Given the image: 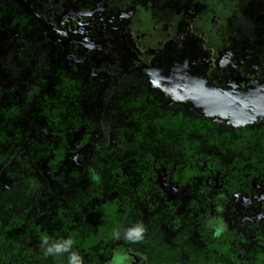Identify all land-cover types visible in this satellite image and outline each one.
<instances>
[{
    "label": "flooded vegetation",
    "instance_id": "af4514ba",
    "mask_svg": "<svg viewBox=\"0 0 264 264\" xmlns=\"http://www.w3.org/2000/svg\"><path fill=\"white\" fill-rule=\"evenodd\" d=\"M229 1L202 0L196 9L181 11L182 26L192 30L201 26L205 44L197 46V51L208 49L216 34H224L228 26L234 29L245 22L244 10L227 13ZM154 6L153 0L136 4L133 0H73L68 4L66 0H0V60L7 59L10 47L15 48L18 61L30 58L38 63L47 51L45 71L33 70L31 86L19 92L21 102L26 101L19 103L24 108L30 106L40 125L45 126L46 119L40 110L46 105L53 110L56 104L64 103L83 111L88 125L83 131V146L91 141L93 119L98 116L115 115L118 126L131 131L129 150L106 151L97 144L99 166L83 163V170L89 168L94 174L95 186L109 195L98 200L107 205V219L112 222L102 231L106 242L94 248L102 252L98 264H264L263 165L254 162L244 166L252 158L235 149L237 162L224 166L213 151L200 150L197 140L200 127L205 126L211 128L206 134L210 145L216 143L215 137L218 143L228 139L225 132H217L214 114L208 119L200 116V105L210 112L246 110L255 102L251 96L242 98L243 94L249 89L251 95L264 91V67L249 64L252 58L264 60L259 24L242 44L246 59L229 55L224 61L225 72H210L196 84L179 70L185 63L173 65L160 51L153 61L140 59L137 44L142 35L128 29L130 17L143 7ZM124 28L132 37L134 53L123 58L127 72L116 79L103 66L110 56L105 48L111 49V56L115 48L107 42L106 33H114L117 44ZM49 34L53 41L48 40ZM170 37L181 52L186 50V39L179 32ZM31 38L38 44L32 45ZM97 39L101 42L99 52L93 49ZM234 41L239 43L240 39L235 37ZM61 67L75 70L59 71ZM71 75L81 86L78 94L72 90L67 95V87L60 85ZM228 80H233V85L229 86ZM219 91L221 96L214 95ZM83 98L88 106H82ZM241 100L250 103L241 104ZM236 127L231 136L237 143L248 142L259 137L258 132L264 133V119ZM259 154L261 157L253 158H264V151ZM90 186L94 185L86 180V189ZM83 206L87 210V204Z\"/></svg>",
    "mask_w": 264,
    "mask_h": 264
},
{
    "label": "rangeland",
    "instance_id": "374dc122",
    "mask_svg": "<svg viewBox=\"0 0 264 264\" xmlns=\"http://www.w3.org/2000/svg\"><path fill=\"white\" fill-rule=\"evenodd\" d=\"M73 0H66V4L71 3ZM109 1V0H107ZM150 0H133V3H149ZM202 0H153L154 7H143L141 11L135 12L130 18V31H139L142 35V40L137 44L141 49V60H154L156 54L160 51L161 54L167 55L168 60L175 65L177 62L184 64L179 66V70L184 72L188 78L193 82L199 84L201 79L211 74L210 72H225L224 68L227 65L224 63L230 59L228 57L238 56L241 59H246V54L243 50L242 44L247 42L252 33L256 30V24H259L257 33L264 36V0H254L253 3H247V0H230L227 4V13L232 11L233 14L236 12H242L244 10L247 14L245 22L241 23L236 28L228 26L224 34L215 36V40L209 45L208 49H202L197 51V46H204L205 39L201 33V26L195 25L192 28H186L181 25L183 19L181 17V11L186 7L197 8V4ZM194 9V10H195ZM204 19V18H203ZM181 25L179 31L178 28ZM166 27L167 29H164ZM172 28V29H171ZM120 29V28H118ZM181 34L186 47L185 51L181 52L179 46L174 43L172 34ZM122 36L120 40L115 41L116 35L112 32L107 35V42L114 43V50L111 56V49L105 48V54L110 53V56L105 60L103 66L108 71L113 73V76L117 78H123L126 75L127 68L122 64L123 58L129 57L132 52L133 40L130 35H127L126 29H122ZM169 36V37H168ZM240 39L239 43L234 41V38ZM48 40H54L51 38V34L48 36ZM231 38V45H228ZM32 45L38 44L37 41L31 38ZM160 41V42H159ZM94 51L99 52L101 49V42L99 39L93 41ZM87 44H90L88 41ZM136 46V44H135ZM132 52V53H131ZM180 55V56H179ZM137 56V55H136ZM111 57V58H110ZM7 59L0 60V106L5 102L18 101L25 104L26 101H22V96L19 94L26 85L31 86V81L34 77L33 70L45 71L44 66L49 63L47 51L42 53L39 62L30 60V58L24 61H18L16 57L15 48L10 47L6 52ZM193 62V63H192ZM216 62V64H214ZM251 66L264 67V60L259 61L256 58H252L249 61ZM33 65H35L33 67ZM20 69V71H19ZM227 69V68H226ZM22 70V71H21ZM232 70V66L230 67ZM11 71L12 73L8 76L2 75ZM104 71V70H103ZM214 73V72H213ZM223 74V73H222ZM221 74V75H222ZM249 78V77H248ZM216 80V79H215ZM29 82V84H28ZM218 81L216 80L215 83ZM229 86L233 85V80H228ZM206 89V88H205ZM203 89V90H205ZM243 94L242 98L248 99L250 96L254 100L255 104L244 110L239 108L236 110L230 109L228 111H216L210 112L205 106H199V114L203 118H212L214 114L217 132H225L228 135L227 141L221 140L218 143L210 145L208 142L207 135L211 131L208 126L203 127L202 133L199 134L198 143L200 150L213 151L215 157L224 166H233L237 160L234 158L233 151L235 149L244 151V157L246 154L250 156L249 161L244 162V166H253L254 162H257L264 167V158H253L254 156H260V152L264 151V142L259 137L253 136L248 142L242 141L237 143V138L233 135L237 125H247L251 121H260L264 119V91L258 94ZM216 96H221V93H214ZM192 97L200 98L198 95L191 94ZM205 99L209 96L205 95ZM250 103L245 100H241V104ZM238 108V107H237ZM33 110L21 111V119L18 125H23L24 128H28L25 138L27 135H33L34 131H39L37 137L43 139L46 134L41 130L44 125H40L33 117ZM99 117V118H98ZM93 119L94 135L91 141L85 146L83 143L79 146H71L73 158L77 161L80 167L84 165L96 167L99 166V156L95 154L97 151L95 145H99L101 150L106 151H127L131 146V131L123 129L118 126L115 115L113 117L103 118L98 116ZM119 119V115L117 116ZM30 125H32L30 127ZM185 129V125L182 126V131ZM181 130V129H180ZM23 135L24 129L21 131ZM207 134V135H206ZM216 136V135H215ZM226 142V143H225ZM224 144V145H223ZM160 150V149H159ZM9 149L0 147V171L3 167L8 164V160L11 158ZM98 156V157H97ZM13 158V157H12ZM11 158V160H12ZM29 157H21L19 163L16 166L14 174L6 181V184L0 185V216L5 214H11L13 210H21L22 208L29 206L32 200H35L38 196L42 195L49 188L53 193H57L55 185L61 183L64 179L65 173L61 175L52 174L46 167L45 163L40 161L36 167L32 170L27 164L26 160ZM11 197L15 206H9L7 199ZM7 207L9 208H6ZM20 247L16 244L14 250L17 251Z\"/></svg>",
    "mask_w": 264,
    "mask_h": 264
},
{
    "label": "trees",
    "instance_id": "16d2710c",
    "mask_svg": "<svg viewBox=\"0 0 264 264\" xmlns=\"http://www.w3.org/2000/svg\"><path fill=\"white\" fill-rule=\"evenodd\" d=\"M70 77H64L60 86L67 87V95L72 90L78 94L79 80L75 76ZM83 91L88 98L92 96L85 86ZM86 102L83 98L82 106H88ZM22 108L18 101L5 102L0 106V147L9 149L13 157L0 171V185L6 184L14 174L22 155L29 157L26 164L32 170L42 161L52 174L65 173V176L60 184L55 185L57 193L49 188L29 206L0 216V264H98L97 258L102 252L98 250V255L94 248L99 249L106 242L102 231L109 229L112 222L107 219L110 215L107 205L98 201L108 199V191L95 186L98 182L94 174L89 168L83 170L70 150L72 145L83 143V131L88 129L83 111L79 106L67 107L64 103L56 104L53 110L46 105L40 110L46 118L41 130L46 136L39 139V131L23 138L29 131L18 125ZM24 110L31 108L27 106ZM200 131H203L201 127ZM247 131L245 134H251ZM257 135L264 142V133L258 132ZM86 176L87 179L83 180ZM86 180L94 186L86 189ZM7 202L9 206H15L11 197ZM84 204H87L85 211ZM6 208L9 207L6 205ZM16 244L20 245L17 251L14 250ZM56 246L66 250L56 252ZM49 248L53 249L52 253L48 252Z\"/></svg>",
    "mask_w": 264,
    "mask_h": 264
},
{
    "label": "clouds",
    "instance_id": "9594fccd",
    "mask_svg": "<svg viewBox=\"0 0 264 264\" xmlns=\"http://www.w3.org/2000/svg\"><path fill=\"white\" fill-rule=\"evenodd\" d=\"M64 250H66V249L61 248L60 246H56V248H55V251H56V252H61V251H64ZM52 251H53L52 248H49V249H48V252H49V253H52Z\"/></svg>",
    "mask_w": 264,
    "mask_h": 264
}]
</instances>
